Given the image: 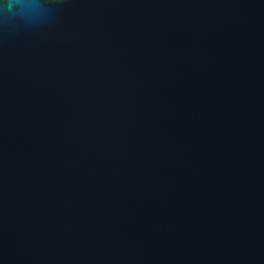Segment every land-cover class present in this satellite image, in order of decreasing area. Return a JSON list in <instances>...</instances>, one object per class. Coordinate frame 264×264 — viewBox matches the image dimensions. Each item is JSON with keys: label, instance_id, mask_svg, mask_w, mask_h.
<instances>
[{"label": "water", "instance_id": "obj_1", "mask_svg": "<svg viewBox=\"0 0 264 264\" xmlns=\"http://www.w3.org/2000/svg\"><path fill=\"white\" fill-rule=\"evenodd\" d=\"M0 264H264V0H0Z\"/></svg>", "mask_w": 264, "mask_h": 264}]
</instances>
